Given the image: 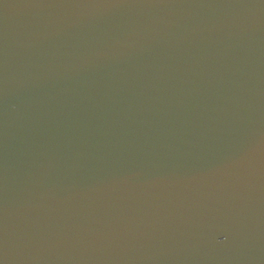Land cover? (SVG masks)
<instances>
[{
  "label": "water",
  "instance_id": "95a60500",
  "mask_svg": "<svg viewBox=\"0 0 264 264\" xmlns=\"http://www.w3.org/2000/svg\"><path fill=\"white\" fill-rule=\"evenodd\" d=\"M0 264H264V0H0Z\"/></svg>",
  "mask_w": 264,
  "mask_h": 264
}]
</instances>
